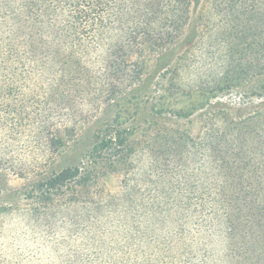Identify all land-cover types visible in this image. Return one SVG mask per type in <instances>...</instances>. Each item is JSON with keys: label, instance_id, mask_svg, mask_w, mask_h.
<instances>
[{"label": "rangeland", "instance_id": "1", "mask_svg": "<svg viewBox=\"0 0 264 264\" xmlns=\"http://www.w3.org/2000/svg\"><path fill=\"white\" fill-rule=\"evenodd\" d=\"M90 1L0 0V264H264V0Z\"/></svg>", "mask_w": 264, "mask_h": 264}, {"label": "trees", "instance_id": "2", "mask_svg": "<svg viewBox=\"0 0 264 264\" xmlns=\"http://www.w3.org/2000/svg\"><path fill=\"white\" fill-rule=\"evenodd\" d=\"M1 4L4 7H7L13 13L16 10L15 5H17L18 0H1ZM40 1V0H36ZM71 2L72 8L76 10V18L80 23H84L95 11L98 10V7L94 6L90 0H68ZM181 4L182 8L189 3V0H178ZM34 11V10H33ZM33 11L29 9L28 13L30 16H33ZM160 38L154 39L151 37L149 33L145 32H137L135 33V37L131 39V46L128 54L125 53L123 58L125 60H129V54L133 52L134 48L142 51L153 50L156 48H161L167 42L168 39L172 37L168 33H163L159 35ZM141 40L139 42L138 40ZM132 64V63H131ZM130 65V64H129ZM132 66V78L134 75H137L141 69L139 62H135ZM52 138L50 140V145L52 146ZM129 135L127 133V129L121 125H115L109 127L107 130L98 133V135L94 139V144L91 147L88 153V161L86 163H82V166H74L67 167L58 173H54L51 177L45 179L42 183V186L46 187V190L49 192H59L63 189H68V185L73 183L72 185H83V183L88 180V178H96L98 163L96 161V155L101 152H109L114 153L121 159L127 153V149L130 147L129 143ZM89 162V163H88Z\"/></svg>", "mask_w": 264, "mask_h": 264}]
</instances>
